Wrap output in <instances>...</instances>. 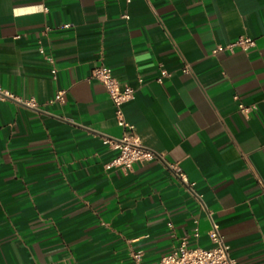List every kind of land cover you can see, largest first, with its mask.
<instances>
[{"label": "crops", "instance_id": "0c3cea01", "mask_svg": "<svg viewBox=\"0 0 264 264\" xmlns=\"http://www.w3.org/2000/svg\"><path fill=\"white\" fill-rule=\"evenodd\" d=\"M102 66L135 90L132 171ZM0 95V264H157L214 224L264 264V0H0Z\"/></svg>", "mask_w": 264, "mask_h": 264}, {"label": "built area", "instance_id": "2783aa9c", "mask_svg": "<svg viewBox=\"0 0 264 264\" xmlns=\"http://www.w3.org/2000/svg\"><path fill=\"white\" fill-rule=\"evenodd\" d=\"M254 45L255 41L252 37H241L227 46H218L214 53L217 54L225 50L234 52L237 48L247 49ZM189 72L188 68L184 70L185 74H189ZM53 74H56V70L53 71ZM93 76L107 88L115 105L116 121L120 127L126 130L120 139L106 140V144L119 150L118 156L107 167L132 171L135 163H142L153 158V153L143 143L135 125L128 122L125 116L123 106L135 98V90L128 86L122 87L113 73L106 67L96 68L93 71ZM163 77H171V73L163 69ZM65 94V90L59 91L53 99L46 101L43 106H49L55 102H64ZM0 98H2L1 95ZM21 102L29 106L40 107L34 98L21 100ZM239 108L245 115L250 114L249 107L241 104ZM198 236L199 233L196 232L194 237ZM210 238L213 245L209 248L195 245L189 238H185L172 253L162 257L157 264H238L236 259L231 256L230 247L225 243L218 225L214 224L210 231ZM125 264H147V257L142 251H133Z\"/></svg>", "mask_w": 264, "mask_h": 264}]
</instances>
